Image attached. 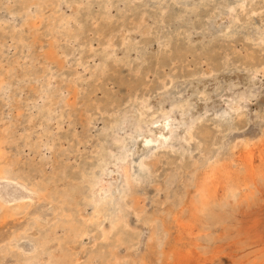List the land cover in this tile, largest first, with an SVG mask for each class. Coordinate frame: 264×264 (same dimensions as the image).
<instances>
[{
  "label": "rangeland",
  "instance_id": "rangeland-1",
  "mask_svg": "<svg viewBox=\"0 0 264 264\" xmlns=\"http://www.w3.org/2000/svg\"><path fill=\"white\" fill-rule=\"evenodd\" d=\"M0 74L12 84L0 91L8 170L44 196L0 224L3 251L264 264V0H0ZM166 112L176 137L142 146L138 127L158 134ZM232 154L237 190L218 187L193 217L196 179ZM108 171L101 202L93 184ZM14 231L25 250L1 241Z\"/></svg>",
  "mask_w": 264,
  "mask_h": 264
},
{
  "label": "bare ground",
  "instance_id": "bare-ground-1",
  "mask_svg": "<svg viewBox=\"0 0 264 264\" xmlns=\"http://www.w3.org/2000/svg\"><path fill=\"white\" fill-rule=\"evenodd\" d=\"M230 25H232L231 22H230ZM230 25L225 29L226 31L229 30ZM49 51H51V50H49ZM45 57H47V56H45ZM11 69L14 70L13 68H11ZM15 75H17V74H15ZM10 76H12V75L10 74ZM28 76H31V74ZM0 77H2L1 74H0ZM11 85L12 84H10V82L6 81V78H4V77L0 78V91L1 92L2 91L4 92L8 88L10 89ZM18 92H21V91L18 90V88H17V90H15L13 92L15 95L13 93H12V95L17 97ZM174 119H171V115L167 112L163 113L159 117V121H157V122H160V125L162 126L161 128H163V130H166L168 128L167 133H164V132H162L163 130H160L157 134V132L152 131L149 124H147L146 126H143V127L139 126L138 127L139 133L144 132V135L142 138V146L145 147V146H147L148 143H155L156 146L157 145L158 146L166 145L168 143L167 142L168 137L169 138L174 137L175 134L177 133V130H179L177 127L179 124L177 125V123H174L172 121ZM157 122H151L150 124H155ZM166 124H168L167 128L165 127ZM169 124H171V126ZM2 130H3L2 135L0 133V224H3L6 220L17 216L18 214H21L22 212L27 211V209L31 205L32 200L36 199L39 201V200L44 199V196L41 195L39 192H37V190L29 187L25 182H23V180L20 176H15L14 172H9L10 170H8V169L9 168L11 169V167L16 165L17 160L16 159H12V160L9 159L8 160V155L5 154V151H4V149H5L4 142L7 140V135L10 134V132H9L8 127L4 128ZM155 141H157V142H155ZM252 144L253 143H251L249 140H244L241 143V146L245 149L246 147H249V148L252 147ZM248 153H250V151ZM148 154L149 153H146L145 157H148ZM233 155L234 154H232V156L229 157L227 162H223L219 159V160H216L215 162L211 163L200 174V178L198 177L196 179V181H195V187L196 188L195 189L197 192V200L195 201L196 202L195 204L193 203V209L190 211V213H192L193 217H195V215L198 217L199 214L204 212L206 210V208L213 203V201H212L213 199H212L211 195L213 192L217 191L218 187H221L222 189H224L225 193H229V192H232L234 190H237V184H238L237 181L238 180H236V177H234V174L232 173L233 172L232 171V169H233L232 165L227 164L229 161L234 162L235 158L233 157ZM127 156L128 155L126 154L122 159L123 163H122L121 169H122L124 177H125L124 180H125L126 186H128L131 189L135 186V184H134V180H133L131 174H129V172H128V165L126 163ZM112 157H110V158H112ZM118 160H120V159H118ZM142 165L148 168L149 167L148 160L144 159L142 161ZM110 175H111L110 171H108L104 175L102 174V176L98 177L93 184V190H94L93 192L95 193L96 197L101 202H105L111 198L114 183H113V180L110 177ZM11 202L16 203V205L10 206L9 204ZM134 204L137 205V203L135 201H134ZM34 214L36 215V213H34ZM13 227L14 226H12V228ZM25 232H26V230H25ZM15 233H16V231L10 232L7 235L5 234L6 236H2L1 241H7L6 243H7V245L9 244L10 248L11 247L14 248V246H16L18 248L17 250H20V248L25 250L24 248L15 244L14 240H16V242H17V240L20 237H22L21 234L14 236ZM149 240H150V238H149ZM40 244H41V246H43L44 242L43 243L41 242ZM38 254L20 257L19 253L14 254V252H12L11 249H6L5 251H3L0 247V264L6 263L9 260L12 261V264H59V262H55L53 260V258L50 256H48V259H46L45 257L43 258L42 256H40ZM14 256H15V258H14Z\"/></svg>",
  "mask_w": 264,
  "mask_h": 264
},
{
  "label": "water",
  "instance_id": "water-1",
  "mask_svg": "<svg viewBox=\"0 0 264 264\" xmlns=\"http://www.w3.org/2000/svg\"><path fill=\"white\" fill-rule=\"evenodd\" d=\"M167 125H168V124L165 125L166 128H167ZM169 125L171 126V124H169ZM168 127H169V126H168ZM153 142H154V141H153ZM155 142H157V141H155Z\"/></svg>",
  "mask_w": 264,
  "mask_h": 264
}]
</instances>
